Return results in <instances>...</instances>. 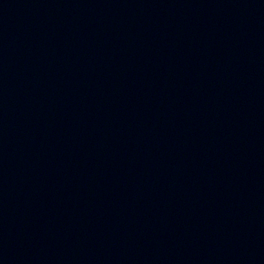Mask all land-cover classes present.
Segmentation results:
<instances>
[{"label": "water", "instance_id": "water-1", "mask_svg": "<svg viewBox=\"0 0 264 264\" xmlns=\"http://www.w3.org/2000/svg\"><path fill=\"white\" fill-rule=\"evenodd\" d=\"M0 264H264V0H0Z\"/></svg>", "mask_w": 264, "mask_h": 264}]
</instances>
